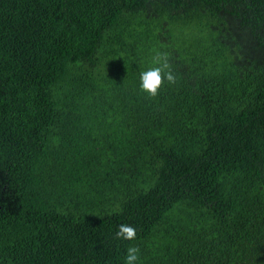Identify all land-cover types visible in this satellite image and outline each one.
Segmentation results:
<instances>
[{
	"label": "trees",
	"instance_id": "16d2710c",
	"mask_svg": "<svg viewBox=\"0 0 264 264\" xmlns=\"http://www.w3.org/2000/svg\"><path fill=\"white\" fill-rule=\"evenodd\" d=\"M129 246L264 264V0H0V264Z\"/></svg>",
	"mask_w": 264,
	"mask_h": 264
},
{
	"label": "clouds",
	"instance_id": "9594fccd",
	"mask_svg": "<svg viewBox=\"0 0 264 264\" xmlns=\"http://www.w3.org/2000/svg\"><path fill=\"white\" fill-rule=\"evenodd\" d=\"M154 67L143 71L140 75V88L150 96H156L166 80L169 83L175 82V76L171 70L168 55L165 52H157L154 58ZM137 230L127 223L120 224L116 236L124 241H133L136 238ZM141 253L137 246H129L126 249L125 264H140Z\"/></svg>",
	"mask_w": 264,
	"mask_h": 264
}]
</instances>
